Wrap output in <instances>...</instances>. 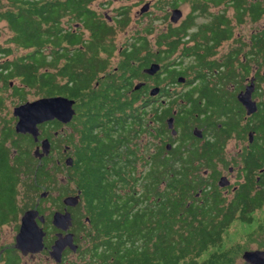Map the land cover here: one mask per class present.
Masks as SVG:
<instances>
[{"label": "trees", "instance_id": "obj_1", "mask_svg": "<svg viewBox=\"0 0 264 264\" xmlns=\"http://www.w3.org/2000/svg\"><path fill=\"white\" fill-rule=\"evenodd\" d=\"M92 1L0 0V22L4 21L11 32L9 44L0 43V225L17 220L20 212L35 206L41 187L51 192L42 199L49 201L56 198L52 191L63 196L74 187L81 196L73 208L77 242L84 240L78 249L81 264H233L236 251L222 249L227 229L235 220L252 223L253 213L264 206V101L252 116L257 122L244 123L243 105L206 85L208 109L216 111L212 113L214 121L217 117L222 122L221 133L202 147L183 149L179 145L166 150L164 143L160 152L147 156L136 141L142 122L132 110L135 100L123 99L114 85L104 83L97 89L93 84L99 62L105 61L98 59V47L106 43L102 36L110 34L112 26L89 7ZM232 3L243 8L242 1ZM70 13L76 14L70 18H78L82 31H65L62 19ZM189 17L180 27L185 33L195 24L196 15ZM123 21L120 23L125 24L127 18ZM86 30L99 37L84 38ZM218 30L214 31L219 36ZM253 37H257L264 58V31ZM166 38L175 44H171L174 49L183 37L162 40ZM65 43L68 47L61 50ZM49 45L53 47L50 52ZM207 47L212 51L213 44L207 43ZM17 49L25 52L12 58ZM162 53L166 57L172 52ZM257 63L256 78L262 80L264 62ZM225 64L228 70L223 72L219 66L221 70L215 73L210 65L200 77L208 81L218 76L227 83L228 78L251 74L249 61L241 64L240 73L234 64ZM167 73L175 79L173 70ZM60 78H67L64 85ZM17 79L19 84L14 82ZM31 91L40 97L64 93L80 98L77 120L84 122L86 130L78 132L73 166L58 164V141L52 156L39 159L34 155V137L16 132V117L9 108L28 101ZM249 131L257 133L240 154L239 175L245 181L228 198L216 184L217 163L227 165L224 151L229 136L246 140ZM202 166L212 169V182L199 174ZM64 167L69 175L63 183L58 176ZM253 182L257 183L256 193H251ZM22 188L32 193H21ZM25 196H32V205L23 201ZM2 254L5 264H21L16 250Z\"/></svg>", "mask_w": 264, "mask_h": 264}, {"label": "flooded vegetation", "instance_id": "obj_2", "mask_svg": "<svg viewBox=\"0 0 264 264\" xmlns=\"http://www.w3.org/2000/svg\"><path fill=\"white\" fill-rule=\"evenodd\" d=\"M96 1L97 0H93L89 4V7L98 15H102V20H106L110 25V22L116 21V23H119L120 21H125V18H127L125 24L119 23V25H123L124 27L130 26L131 21H129L130 18L128 19L126 9H122L120 13L115 16H110L107 13L101 14L93 6ZM181 1L183 0H157L156 4H158L159 8L160 4L161 8L170 7L164 15V19L166 21L170 20V22L167 24V27L157 35H154L155 31L147 27L144 30H139L137 35L127 37L123 40L122 37H117V35H115L113 26L110 25L112 26V32L102 36L106 37V43L100 45L97 51L98 59H104L105 61L99 62L98 71L94 74V86L98 89V87L104 83L114 85L113 88L119 91L123 99L128 98L135 100L132 110H136V113L140 116V121L142 122L141 126L139 125L140 135L136 138V141L140 142L142 146H145L147 143L153 144L154 154L160 152L164 143L166 144V150H171L179 145L184 146L182 147L183 149L193 148L194 146L202 147L208 139L213 140L215 139L216 134L218 135L221 133L222 122L219 121L217 117L216 121H214L212 113H216V111L214 109H208L207 103L209 99L208 92H206L205 88L206 85L216 87L219 92L220 90L223 91L226 96L235 98L241 105H243L239 101V94L246 90L247 86L251 83L252 78H254L256 84L252 97L255 99L254 96H256L257 93L256 80L258 82L261 81L256 78V70L258 69L257 61L263 65L264 58L262 56V48L258 47L257 37H253V35L263 32L264 27L254 30L251 37L248 38L234 37V34H236L234 29L236 25H243L245 23V17H250L254 21H264V0H237L243 2L242 9H238L236 5H233V0H219V3H216V0H195L194 3L192 2L193 13L188 14L187 17L183 18L180 22L178 21L179 19L173 21L172 16L174 10L178 9L181 13L180 17L183 16V11L180 8ZM144 2L140 8L142 16L152 8L151 2ZM212 5L219 7L222 6L223 9L224 6H230L235 11V15L230 19L223 12L212 13L210 11ZM196 11L199 13H196ZM75 15V13L65 15L62 19L65 31L71 30L76 33L77 31L80 32L83 30L80 26L82 24L78 21V18L71 20L70 17ZM190 15H196V17L199 15H208V19L205 23L206 26L203 25L200 29V26L196 29L190 28L186 33L183 32L184 30L181 31L180 27L185 21L189 20ZM192 22H195V20L193 19ZM209 27H212L213 31L209 29ZM216 27H219L220 29V31L218 30L221 32L219 36L217 31H214ZM84 33L83 37L86 39L89 37H99L98 35H93L90 30H86ZM70 37L76 36L70 35ZM162 37H171V39H177L178 37L183 38L179 41L178 46L172 49V45L175 44L167 38L162 40ZM117 42H120V45H118ZM207 43L208 45L213 44L212 51L208 49ZM230 43L235 44L232 45L226 53L225 51H222L223 47ZM143 44L146 45L143 46ZM50 47L53 49L51 45L48 46V48ZM63 47H68V44H63L60 47L61 50ZM52 49H48L49 51H47L50 52ZM162 51H166V55L168 54V51H171L172 53H170V56L167 55L166 57H163ZM161 58L163 61H161ZM62 60L63 63L66 61L65 58ZM245 61H249V64L251 65V74L253 72L254 75V77H251V80L248 79L251 74L245 78H242L241 76L228 78L227 83L224 82V78L218 76L211 77V80L208 81L207 78L200 77V75L210 69V65L214 66L212 67V70L217 73L218 70H221L219 66L222 68L223 72L228 70L225 63H228L229 65L234 64L235 69L241 70V64H244ZM152 64L160 65V69L153 75L146 72V69L151 67ZM170 69L173 70V77L175 79L168 77L167 70ZM161 70L164 71L163 74L157 77L158 72ZM262 73H264V69ZM66 79L67 78H60L61 85L65 84ZM245 81L247 82L245 83ZM112 94H115L114 89ZM44 96H64L73 99L75 101L73 105L75 108V114L72 120L67 123L54 118L39 124L40 135L39 139L36 141L37 144L35 149L41 147L42 141L47 138L51 141V151L45 156H52L56 141H58L60 153L59 157H56L57 162L58 164L71 167L74 164L75 145L80 141L78 132L83 128L86 130L84 122L82 120H77L79 112L77 102L80 98L72 97L64 93ZM209 114L211 115L209 116ZM163 115H165L164 122L166 124V130L164 133L161 131ZM245 117L247 116L245 115ZM171 118H173V127H169V120ZM17 122L18 117H16L15 125ZM68 127L70 128V131L66 134L63 130ZM100 128L101 127H97L96 130ZM71 137L73 138L68 140V138ZM231 138L237 137L235 135H230L225 142V148L228 140ZM168 145L171 146L169 147ZM69 157L73 158L72 165L67 164ZM223 164L225 165V163ZM221 167V169L217 167L219 172V178L217 179L218 188L221 192L225 189V193H229V189L232 187V193H235L236 189H238L241 184L240 181H235L232 185H229L230 182L226 183L225 180L226 184L225 186H222L220 180L226 174L222 170L224 169V166ZM240 168L241 166L237 167L238 172H240ZM233 170L234 167L230 166L229 171ZM257 180L258 179H256V181ZM243 181L245 180L243 179L241 182ZM251 188V193H256L257 183L253 182ZM78 193H80L79 190L76 194ZM59 194L60 193H57L55 195L56 198L54 201L52 200L53 202L45 200L49 201L50 204L49 206L42 207L47 208L44 213L41 212L39 203L37 204L38 206L36 209L39 210L41 216H44V220H41L40 216L37 217L39 225L45 231L44 248L40 252L46 250L49 251V254L51 255L52 247L61 234L65 236L68 232H71L74 235V244L78 245V248L73 250V248L67 246L63 251L61 259V261H63L66 259V254L69 252L78 253L80 243L77 242L76 234L73 230L74 217L73 224L68 231L57 227L53 222L54 215L57 211L64 213L68 210L73 216V208L77 206H67L64 202L65 197L73 195L71 191L63 196H59ZM54 205L56 207H54ZM51 208L55 209L52 211ZM85 220L88 221V219ZM61 261H57L58 264L61 263ZM248 263L252 264L251 262Z\"/></svg>", "mask_w": 264, "mask_h": 264}, {"label": "rangeland", "instance_id": "obj_3", "mask_svg": "<svg viewBox=\"0 0 264 264\" xmlns=\"http://www.w3.org/2000/svg\"><path fill=\"white\" fill-rule=\"evenodd\" d=\"M3 1L6 2V0H3ZM144 1L145 2H147V1L151 2L152 8H150L149 12L145 13V15L142 16L140 13V8L142 7ZM194 1L195 0H183L180 2V8L183 11V16L179 18V20H178L179 22L183 18L187 17L188 14L193 13L192 2L194 3ZM156 3H157V0H97L93 6L101 14L107 13L110 16L118 15L122 9L127 10L128 19L130 18L129 21H131L129 27H124L123 25H119L120 22L119 23H116V21L110 22L111 23L110 25L113 26L115 35H117V37H122L124 40L127 37H133L134 35H137V32H139V30H144L147 27L149 29H152L153 31H155L154 35H157L158 33H160L163 29H165L167 27V24L170 22V20L166 21L164 19V15L166 14L167 9L170 7L161 8V4H160V8H159L158 4H156ZM210 8H211L210 11L212 13L223 12L230 19H232L233 16L235 15V11L230 6H224V9H223L222 6L219 7V6L212 5V7H210ZM196 13H199V12L196 11ZM207 19H208V15H204V16L199 15L198 17L195 18V22H194L195 24H192V26H190V28L196 29L199 26H200L199 29L202 28L203 25H205ZM244 20H245V23L243 25L239 24V25L235 26L234 32L236 34H234V37L248 38V37H251V34L254 32V30L264 27V21L263 20L262 21H254L250 17H245ZM0 31L2 33V35L0 37V43L3 45H8L9 44L8 40L11 36V32H10L9 28L7 27V25L4 21L0 22ZM117 43H118V45H120V42H117ZM234 44L235 43H230L229 45L227 44L225 47H223L222 51H225V53H226L231 48V46ZM48 49L50 50L52 48L50 47ZM24 52L25 51L23 49H17V51L11 57L13 58L15 56L22 55ZM236 71L238 73L241 72L239 69H236ZM210 74H211V71L208 72V75H210ZM252 76L254 77L253 72L248 79L251 80ZM18 80L19 79L15 80L14 82L19 84ZM246 82L247 81H245V83ZM256 82H257V93H256V96H254V98L258 102L262 101V100L264 101V79L261 80L260 82H258L256 80ZM225 88H226V86H225ZM229 89H231V88H229ZM41 97H46V96H41ZM38 98H40V96L35 94L34 91H31V93L28 94V99L30 101L38 99ZM17 105H11L10 106V108H9L10 114L13 115L14 107ZM245 113L248 114L246 108H245ZM252 116L248 115V118L247 119L243 118L242 121L244 123H245V121H249V123H252V125H254V123L257 122V118L252 117ZM251 117H252V120H250ZM147 121H148V119H147ZM69 131H70L69 127L65 128L63 130V132H66V134L69 133ZM255 133H257V132H255ZM246 138H247L246 140H240L237 138L229 139L227 142L225 151H224V158H225V160H227V165H224L223 163H218V167L220 169L222 168L221 166H224V169H222V170L226 174L224 176L227 177L226 183H227V181L230 182L229 185H232V183L235 181L241 182L243 180V176L239 175L240 173L237 171V167L241 166L240 154L243 151L244 146L249 141L252 142L250 140L249 134H247ZM143 148H144V151H146L147 156L149 153L154 152L153 151V149H154L153 144L147 143L145 146H143ZM148 166H149V164L146 165L145 170H147ZM230 166L234 167L233 171H229ZM65 167H64L65 170L60 172V174L58 176L59 180L63 183L66 181V175H69L68 169ZM199 174H203L207 180L212 182V179H210L211 178L210 176L212 174L211 168H208L207 166H202L200 168ZM237 175H238V177H237ZM216 184H217V182H216ZM72 186H74V184ZM21 190H22L21 193H32V192L24 191L23 188ZM229 190H230L229 193H225V189L222 190V193L225 196H227L228 198L232 197L234 194V193H232L233 192L232 187H230ZM45 191H47L46 187L45 188L41 187V189L38 192L39 193L38 197L35 198V200H34V202H36V205L33 207L30 206L29 208L25 209L23 212H20L17 220H13L9 223H5L3 225H0V264H5L4 260H3V254L2 253L8 249H11V248L13 250H16L18 252V254L20 255L21 264H58V262L54 259V257L49 254V251L45 250V251L37 252V253L29 252L28 254H23L19 249H17L15 247L16 235L19 232L20 223H21L20 219H21L22 215L24 214V212L28 209L36 208L38 206L37 205L38 203L42 207L49 206L50 202L42 200V199L48 197L49 193H51V192H48L47 196L43 197L42 193ZM71 192L73 193V195H76V193H77V191H75L74 187L71 189ZM52 193H53V195H56L58 192L52 191ZM30 198H32V196H25V199L23 201L26 202L27 205L30 203H33L32 199H30ZM51 202H53V201L51 200ZM30 205H32V204H30ZM52 207H53V203H52ZM54 207H56V206L54 205ZM44 209L46 210L47 208H44ZM54 209L55 208H51L52 211ZM253 215H254V218H253L252 223H250V224H248L246 222L239 221V220L233 221L231 223L230 227L227 229L225 235H224V243H223L222 249H229L230 248V249H234L236 251L235 261L233 262V264H249L243 258V253L246 250H256V249L264 250V226L260 227L262 222L264 221V206L262 209L256 210L255 213H253ZM83 242H84V240L82 239L80 242V245ZM81 256H82V254H79V251H78V253L69 252L68 254H66V259L61 261V263H59V264H81L82 263Z\"/></svg>", "mask_w": 264, "mask_h": 264}, {"label": "water", "instance_id": "obj_4", "mask_svg": "<svg viewBox=\"0 0 264 264\" xmlns=\"http://www.w3.org/2000/svg\"><path fill=\"white\" fill-rule=\"evenodd\" d=\"M180 11L174 10L172 16L173 21H177L180 17ZM160 69L159 64H152L151 67L146 69L149 74H155ZM255 88L254 78L247 86L245 91L239 94V101L247 110V115H252L257 112L259 105L257 100L253 99L252 94ZM75 101L64 96L53 97H40L35 100H28L14 107L13 114L18 117V122L15 125L17 133L31 134L35 141L39 139L40 129L39 124L57 118L63 122H69L72 120L75 114V108L73 107ZM169 127H173V118L169 120ZM250 140L253 141L254 132L249 133ZM169 147L171 145H168ZM51 151V141L44 139L42 146L35 149L34 155L38 158H42L48 155ZM67 164H73V158L69 157ZM227 177H222L220 184L225 185ZM229 181H227L228 183ZM48 192L42 193V196H47ZM80 201V193L76 195H69L65 197L64 202L67 206H76ZM40 216L41 220H44V216H41L39 210L36 208L28 209L24 212L19 232L16 235L15 247L19 249L23 254L37 253L44 248V236L45 231L39 225L37 217ZM54 224L57 227L68 231L73 224L72 213L68 210L66 212L57 211L53 219ZM70 246L73 250L78 248V245L74 244V235L68 232L65 236H61L56 240L52 247L51 255L57 260L61 261L64 249ZM243 258L247 262L252 264H264V250H246L243 253Z\"/></svg>", "mask_w": 264, "mask_h": 264}]
</instances>
